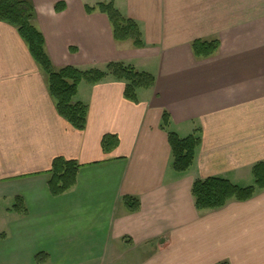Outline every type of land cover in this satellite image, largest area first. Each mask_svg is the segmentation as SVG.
<instances>
[{"label":"crops","instance_id":"obj_1","mask_svg":"<svg viewBox=\"0 0 264 264\" xmlns=\"http://www.w3.org/2000/svg\"><path fill=\"white\" fill-rule=\"evenodd\" d=\"M58 1L32 0L55 67L124 62L156 83L133 102L123 81L81 82L75 100L89 112L77 130L18 29L0 20V264H264V190L203 211L192 194L210 176L252 185L253 166L264 162V0H114L138 22L142 48L117 42L108 16L88 13L85 0H64L60 12ZM197 38L220 48L197 58ZM165 111L181 137L200 131L183 173L172 167ZM107 133L120 139L110 152ZM58 156L82 167L55 196L49 170ZM17 197L25 213L13 209Z\"/></svg>","mask_w":264,"mask_h":264},{"label":"trees","instance_id":"obj_2","mask_svg":"<svg viewBox=\"0 0 264 264\" xmlns=\"http://www.w3.org/2000/svg\"><path fill=\"white\" fill-rule=\"evenodd\" d=\"M67 4L64 0L55 5L57 12L65 10ZM88 13L100 11L105 13L111 23L113 36L117 42L131 40L137 48L145 46L143 33L136 20L125 16L115 5L114 0L86 5ZM0 20L15 26L23 40L28 45L29 51L47 76L48 88L55 101L58 113L77 130H84L87 126L89 105L75 100L81 82L97 84L112 77L125 82V97L133 102H138V91L150 89L155 86L156 78L146 71H139L133 65L124 62L111 61L103 68L81 69L73 65L55 67L47 49L46 38L36 26V9L32 0H0ZM219 39L197 38L192 41L191 48L197 58H207L214 55L220 48ZM170 114L165 111L162 117L161 128L168 132L169 143L172 148V167L175 171L183 173L188 171L195 160L197 148L201 144L200 131L181 137L170 130ZM117 134L107 133L103 136L102 147L105 152H110L119 145ZM82 167L75 159L58 156L54 159L49 170V187L55 196L62 195L72 189L77 183L79 169ZM254 183L249 186H240L227 178L210 176L196 179L192 186V194L198 210L219 209L228 201L235 199L246 201L251 199L258 191L264 190V162L256 163L252 168ZM125 205L132 211L138 210L140 201L133 196L124 197ZM23 205L21 197L16 198L13 209L20 210ZM22 211L26 212L23 205ZM47 254L37 255L38 261H46ZM219 264H227L221 262Z\"/></svg>","mask_w":264,"mask_h":264},{"label":"rangeland","instance_id":"obj_3","mask_svg":"<svg viewBox=\"0 0 264 264\" xmlns=\"http://www.w3.org/2000/svg\"><path fill=\"white\" fill-rule=\"evenodd\" d=\"M90 5L97 4L98 2H109L108 0H85Z\"/></svg>","mask_w":264,"mask_h":264}]
</instances>
